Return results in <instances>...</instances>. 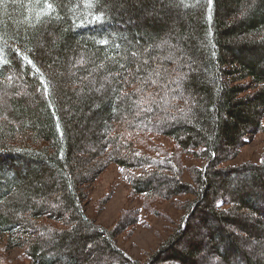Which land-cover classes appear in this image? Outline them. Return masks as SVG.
I'll list each match as a JSON object with an SVG mask.
<instances>
[{
  "label": "trees",
  "instance_id": "16d2710c",
  "mask_svg": "<svg viewBox=\"0 0 264 264\" xmlns=\"http://www.w3.org/2000/svg\"><path fill=\"white\" fill-rule=\"evenodd\" d=\"M7 89L0 264H264V148L234 163L264 133V0H0ZM114 166L144 208L106 227ZM142 212L170 226L143 260L118 243Z\"/></svg>",
  "mask_w": 264,
  "mask_h": 264
},
{
  "label": "rangeland",
  "instance_id": "374dc122",
  "mask_svg": "<svg viewBox=\"0 0 264 264\" xmlns=\"http://www.w3.org/2000/svg\"><path fill=\"white\" fill-rule=\"evenodd\" d=\"M166 10L169 11L170 17L172 18L173 14L170 9ZM10 98L11 96H9L8 89L2 91V93L0 94V104L7 105L10 101ZM84 128L85 129H81L79 138L85 137V144L87 142L89 145L88 136L92 134V128L88 130L87 126L85 125ZM263 148L264 133L257 135L255 139L250 142L242 151L241 156L234 163L236 164L246 161L260 162ZM85 149L89 152L92 151L91 148H87V145ZM195 165H199V163H196ZM120 170L121 169L114 166L109 169L107 173L103 174L99 182L95 185V188L92 192L93 195L91 196L92 204L90 206L91 211L89 215L97 216L98 223L106 227L111 225L113 226L122 215H125V213H128L132 216L131 211H133L135 207L137 209H141V211L144 208V205L140 202V199H137L135 201V198L129 191L128 185H125L121 181V179L124 180V173L126 172L122 171L121 173ZM22 172H24V170ZM129 172L133 175L137 173L134 171ZM113 182L117 183L118 186L116 187ZM100 202H104L103 207ZM163 210L166 216H174L172 207L166 206L163 208ZM141 215L142 221H140V224L135 228H130L129 230L124 231L122 234H120L118 237V243L119 246L131 257H133L134 259L143 260L146 258L148 253L156 250L158 246L163 242V240L167 238L170 226L165 223L166 221L164 219L153 216V213L151 212L147 215H144V212H142ZM251 242L254 243L253 245H249L248 249L252 250V254L253 256H255V259H259L262 261L264 254V240H251ZM67 249L69 248H65L64 250ZM207 250L208 252L210 251L209 248H207ZM94 252V250H91L89 252H85L84 254H86L90 258L92 257V255H95ZM22 254L23 253L21 251L15 253V255L17 256L21 255V257L19 258H22ZM204 256H206L205 253H203V257ZM95 257L99 258L102 261L107 259L106 256L99 253ZM213 257L216 261V257L214 255ZM80 259L81 261H83L82 259L84 258ZM14 264L17 263L15 262ZM22 264H24V260ZM209 264L216 263L210 260ZM218 264L224 263L219 262Z\"/></svg>",
  "mask_w": 264,
  "mask_h": 264
},
{
  "label": "snow or ice",
  "instance_id": "6c2138e0",
  "mask_svg": "<svg viewBox=\"0 0 264 264\" xmlns=\"http://www.w3.org/2000/svg\"><path fill=\"white\" fill-rule=\"evenodd\" d=\"M208 2H209V3H212V0H208ZM48 7L51 8L52 5H51V4H48ZM25 59H27V58L25 57ZM28 62L31 63V61H28Z\"/></svg>",
  "mask_w": 264,
  "mask_h": 264
}]
</instances>
